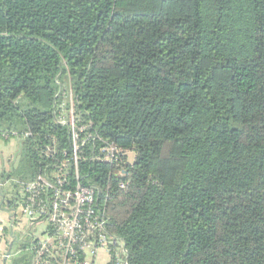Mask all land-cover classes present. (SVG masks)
Segmentation results:
<instances>
[{"label": "trees", "instance_id": "16d2710c", "mask_svg": "<svg viewBox=\"0 0 264 264\" xmlns=\"http://www.w3.org/2000/svg\"><path fill=\"white\" fill-rule=\"evenodd\" d=\"M71 107L124 264H264V0H0V135L22 183L70 154ZM102 141L133 162L93 160Z\"/></svg>", "mask_w": 264, "mask_h": 264}, {"label": "built area", "instance_id": "2783aa9c", "mask_svg": "<svg viewBox=\"0 0 264 264\" xmlns=\"http://www.w3.org/2000/svg\"><path fill=\"white\" fill-rule=\"evenodd\" d=\"M69 117L70 154L63 152L62 159L51 165L49 173L21 185L20 214L30 219L32 226L39 221L48 222L47 232L32 242L33 264H50L52 261L90 264L97 250L110 251L115 247V242L104 233V213L98 206V189L84 186L79 180L82 148L93 138L91 125L75 120L72 107ZM0 138L17 141L15 133H4ZM100 146L93 157L96 162L117 168L124 160L129 164L128 153L113 142L102 141ZM117 176L125 178L127 171L119 169Z\"/></svg>", "mask_w": 264, "mask_h": 264}, {"label": "rangeland", "instance_id": "374dc122", "mask_svg": "<svg viewBox=\"0 0 264 264\" xmlns=\"http://www.w3.org/2000/svg\"><path fill=\"white\" fill-rule=\"evenodd\" d=\"M134 155L127 154V161L133 162ZM25 164L23 161L22 147L19 142L0 139V184L5 192V202H11L12 210L6 203L0 207V253H4L5 238L16 236L18 241L14 249L16 257H19L29 240L39 239L48 230L47 221H39L31 226V221L20 214L22 201V181ZM1 189V188H0ZM13 211V212H12ZM22 252V253H21ZM124 251L120 242L115 243L114 252L99 249L96 251L92 264H124ZM15 256L9 260L1 257V264H12Z\"/></svg>", "mask_w": 264, "mask_h": 264}, {"label": "crops", "instance_id": "0c3cea01", "mask_svg": "<svg viewBox=\"0 0 264 264\" xmlns=\"http://www.w3.org/2000/svg\"><path fill=\"white\" fill-rule=\"evenodd\" d=\"M1 139V138H0ZM3 140V139H2ZM5 141H10V140H5ZM12 141H15V142H18L16 140H12ZM3 186L0 184V187ZM32 226V225H31ZM18 241L17 237L16 236H9V237H6L5 238V243H4V253H0V258L2 257L5 260H9V258L11 256H15L16 253H14V249H15V246H16V242ZM33 242V240H31V243ZM95 257V256H94ZM94 257L91 258L90 260V264L93 263V260H94ZM1 264V262H0Z\"/></svg>", "mask_w": 264, "mask_h": 264}]
</instances>
